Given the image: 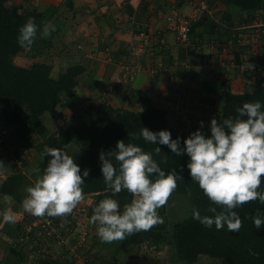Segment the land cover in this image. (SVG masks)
Returning <instances> with one entry per match:
<instances>
[{"label": "crops", "instance_id": "obj_1", "mask_svg": "<svg viewBox=\"0 0 264 264\" xmlns=\"http://www.w3.org/2000/svg\"><path fill=\"white\" fill-rule=\"evenodd\" d=\"M0 1L22 18H28L34 9L45 11L50 6L57 7L58 13L49 25L55 27L51 34H55L54 42L60 41V44L54 45L58 51L52 48L55 52L45 62L54 64L53 77L69 65L84 68L74 94L63 96L56 107L63 117L54 118L49 114L42 117L50 133L67 124L89 125L101 103L117 110L138 111L145 110L150 104L167 112L172 128L197 130L200 122L195 120L204 122V118H208L204 129L209 131L214 113L220 120L222 100L219 91L243 93L264 78V0H224L215 4L210 13L192 26L188 46L178 43L166 21L173 8L183 15L190 14L192 4L188 0ZM141 31L149 35V40L140 36ZM30 59L39 62L45 57ZM161 61L167 69L152 73L150 68ZM249 64H253L254 69H248ZM256 67L259 69L255 70ZM195 99L198 100L193 102ZM179 108L186 109L184 120L173 118L172 114ZM205 112L210 118L204 116ZM0 128H5L1 116ZM11 165L5 164L0 171V213L8 207L3 202L4 195H10L17 222L6 224L0 215V264H26L30 259L16 243L21 234L22 202L28 195L26 188L34 186L45 167H34L33 162L28 161L24 169ZM84 195L79 207L88 210L106 198L98 201V193ZM132 199L130 194L126 204ZM85 226L92 231L95 244L92 253L96 264H142L139 247L144 234L149 239L152 232L161 231L157 224L124 240L102 244L97 235L98 226L90 220ZM153 240L157 251L150 254L151 264H165L170 246L165 247L163 236ZM47 260L48 264H74L69 256L59 252L48 255ZM194 264L220 263L201 256Z\"/></svg>", "mask_w": 264, "mask_h": 264}, {"label": "trees", "instance_id": "obj_2", "mask_svg": "<svg viewBox=\"0 0 264 264\" xmlns=\"http://www.w3.org/2000/svg\"><path fill=\"white\" fill-rule=\"evenodd\" d=\"M58 10L55 6L45 11L34 9L28 18H22L13 14L9 6L0 1V116L10 131L7 136L9 145L23 149L31 146L33 137L44 138L36 151L43 161L48 162L51 157L42 155L45 146L62 149L66 144L79 139V153L75 162L81 168V175L85 169L90 170L82 185L84 194L98 193V201L103 197H114L123 208L130 193L122 190L113 196L111 190L107 189L101 171L100 153L115 150L117 142L124 140L125 143L141 146L146 152H152L154 159L166 172L175 169L180 173L183 180L177 182L173 193L195 195L201 216L212 215L208 211L209 207H217L219 211V207L212 204L197 182L191 179L187 168L190 158L186 153L177 156L166 145H155L142 137L135 138L143 127L154 132L169 130L172 138H181V147L184 146L183 141L190 134L180 135L175 131L169 125L167 112L163 109L148 104L143 111H120L107 103H101L96 117L89 125L67 124L61 126L57 133H50L42 117L45 114L63 117L56 107L62 102L63 96L74 94L84 68L77 64L69 65L57 77H53L51 63L33 62L30 67H25L15 64L13 58L25 51L30 52V58H40L52 50L55 45L53 35L45 37L43 32ZM29 18L35 19L37 35L31 47H22L18 41L19 29ZM219 93L222 100L220 120L235 118L238 115L237 109L243 103L260 101L264 105V78L257 80L243 93L234 94L222 90ZM205 135L210 137L211 133ZM156 147L161 148L159 155H155ZM261 190H264V183ZM92 208L94 205L89 209L91 212ZM235 210L242 218L239 232H229L226 226L222 230H217L215 225L207 228L193 217L175 224L171 242L168 243L174 253V262L194 264L201 256H206L220 264H264V226L257 229L251 218L258 210L264 212V204L253 201ZM150 236L159 240L163 234L154 231Z\"/></svg>", "mask_w": 264, "mask_h": 264}, {"label": "clouds", "instance_id": "obj_3", "mask_svg": "<svg viewBox=\"0 0 264 264\" xmlns=\"http://www.w3.org/2000/svg\"><path fill=\"white\" fill-rule=\"evenodd\" d=\"M55 27L46 25L43 35L49 36ZM37 35L34 18H29L19 29L18 41L22 47H31ZM248 69H254L249 64ZM238 115L224 120L211 119L208 137L200 129L192 132L183 141L172 138L169 130L154 132L143 127L136 139L141 137L149 143L166 145L177 156L187 154L190 158L187 168L191 179L199 185L212 204V215L201 216L193 209V218L207 228L215 225L217 230L227 227L229 232H239L242 218L235 210L253 201L264 204V105L260 101L246 102L237 109ZM45 146L42 155L51 157L34 186L26 188L27 196L22 202L23 211L35 217H63L70 215L85 199L82 185L90 170L81 168L75 162L76 154L68 149ZM161 152L155 148V155ZM101 171L107 189L113 196L122 190L129 192L133 199L121 210L118 200L105 198L93 209L90 222L97 225L101 242L112 243L127 236L148 231L163 223L158 209L164 207L183 177L175 169L166 172L154 159L152 152H146L133 143L117 142L116 149L100 153ZM2 163V162H0ZM183 169H181L182 171ZM152 177H155L153 180ZM8 205L0 213L4 223L15 224L17 214L13 211L12 197L4 195ZM254 226H264V212L251 217Z\"/></svg>", "mask_w": 264, "mask_h": 264}, {"label": "built area", "instance_id": "obj_4", "mask_svg": "<svg viewBox=\"0 0 264 264\" xmlns=\"http://www.w3.org/2000/svg\"><path fill=\"white\" fill-rule=\"evenodd\" d=\"M192 4L191 13L183 15L177 8H173L166 17L167 24L176 34L177 41L182 46H188L191 43L190 33L194 23L208 13H210L214 5L224 0H188ZM140 36L146 41L149 35L144 31L140 32ZM167 69L166 64L162 61L150 68L152 73ZM259 68H255L257 70ZM3 139L0 140V150L7 153L8 159L18 168L26 160L24 157L16 156L15 149L7 142L8 133L2 130ZM20 160H19V159ZM23 234L20 239L33 246H39L50 250L49 247L58 248L61 252L66 253L69 259L78 264H96L94 260L87 256L84 250L86 245L87 231L81 228L90 220L94 214L88 209L77 207L70 215L63 217H35L31 214L23 212ZM89 231V230H88ZM90 237V234L88 235ZM76 249L77 253L75 252ZM150 264V263H147Z\"/></svg>", "mask_w": 264, "mask_h": 264}, {"label": "rangeland", "instance_id": "obj_5", "mask_svg": "<svg viewBox=\"0 0 264 264\" xmlns=\"http://www.w3.org/2000/svg\"><path fill=\"white\" fill-rule=\"evenodd\" d=\"M52 35H55V34H52ZM59 34H57L58 36ZM49 37V36H47ZM55 37V36H53ZM63 38H64V34H63V37H62V41H63ZM64 42V41H63ZM60 44V41L57 42L55 41V45L59 46ZM66 44V43H65ZM55 51H58L57 48H53ZM52 51L50 50L49 52H47L45 54V59L44 61L46 60L47 57H50V55L55 52V51ZM29 54L30 52L29 51H25L24 53H21L17 56H15L13 58V61L15 64H21V65H27L26 67H30L33 62L31 61V59L29 58ZM41 58V57H40ZM51 61H53L52 59H50ZM44 61H39V62H44ZM54 66V64H53ZM179 98H181L179 96ZM196 100L198 99H195L193 100V102H195ZM190 107V106H188ZM193 108H196V107H193ZM121 110H125V109H120ZM173 118L174 119H181V120H184V118L187 117V114H186V109L185 108H179L178 111H175L173 114ZM208 114L205 112L204 116L206 117H209L207 116ZM213 117H215L217 119V114L214 113ZM211 117V118H213ZM56 118V117H54ZM190 118V117H189ZM204 118V117H203ZM210 118V117H209ZM205 119L208 120V118H204V122H205ZM170 119H169V125L172 127L171 123H170ZM196 122H201V121H198V120H195ZM181 122V121H180ZM211 122V121H210ZM90 123V121H89ZM61 125V123H60ZM197 126H199L197 124ZM177 127V126H176ZM61 129V127H59ZM175 131L179 132L180 135H188V134H191L192 132L196 131V129L192 130L191 128H173ZM198 129H200V127H198ZM2 130H6L7 133L9 134L10 131L9 129H7L6 127L5 128H0V140L3 139L2 137ZM207 129H202V131L204 132V134H210L211 131L209 129V131H205ZM59 130L57 129V131H52V133H57ZM8 142V141H7ZM44 142V138H39V137H33L32 138V142H31V146L28 147V148H24L23 149L20 147V146H13V148L15 149V152L14 154H16V156H21V157H24L28 163L30 162H33L34 164V167H38V166H47L46 163L48 162H45L42 160V157H40V154L37 153L36 149H38V147L40 146V144H42ZM79 145H80V140L77 139V140H74L71 142V147L68 149L69 151V154H76L78 151H79ZM65 148V147H63ZM78 157V153L74 156V160L76 161ZM0 158L2 159V163H0V171L2 170V167L5 165V164H12V162L8 159V155L7 153H4L0 150ZM19 159V158H18ZM20 160V159H19ZM13 166V165H11ZM26 165L25 164H22L20 166V168H23L25 167ZM24 169V168H23ZM4 176L6 174L2 173ZM106 198H109V197H106ZM114 198V197H113ZM115 199V198H114ZM124 206V205H123ZM197 209L198 210V204H197V197L193 194H178V193H172L167 204L158 209V214L159 216L162 218L163 220V223H160V230L163 234V238H164V245L165 247H167L168 243L171 242V238H172V228L175 224L179 223L180 221H182L183 219H186V218H190V217H193V209ZM123 208H121L122 210ZM23 210V209H22ZM24 212V211H23ZM24 214V213H23ZM23 214H22V220H21V234L18 235L17 237V241L16 243H18L20 246V250L25 252L27 254V257L30 259V261L28 260V263L26 264H48V260H47V257L48 255L52 254L53 252H59L61 254H65L66 253H63L61 252V250L59 249V247L57 248H52V247H49L50 250H47V249H44L42 247H39V246H33L31 244H26L24 243L20 237L21 235L23 234ZM89 226V225H87ZM87 226H83V230H86L87 232V235H86V245L84 247V250L86 255L87 256H90L94 262H96L95 260V256L93 255L92 251H93V247L95 246L94 242H93V238L91 237V233L92 231H88ZM90 234V237H88V235ZM146 235L144 234L143 236V240H142V244L143 246L140 245L139 247V254H140V259L142 261V264H147V263H150L151 264V257H150V254H153V252L155 253L157 250L155 248V244H153L154 240L152 237H150L149 239L145 238ZM101 241V240H100ZM100 241H96L97 243H101ZM103 244V242H102ZM159 248H165L163 246H158ZM143 248V250H142ZM25 250V251H24ZM75 250V252L77 253L76 249H73ZM170 250V252H169ZM172 249L170 247H167V256L165 258V261H167L165 264H172L174 262V253L171 251ZM92 253V254H91ZM166 253V252H165ZM31 254L33 255V257H31ZM172 255V256H171ZM212 260V259H211ZM175 263V262H174ZM20 264V263H19ZM74 264H76L74 262ZM78 264V263H77Z\"/></svg>", "mask_w": 264, "mask_h": 264}]
</instances>
